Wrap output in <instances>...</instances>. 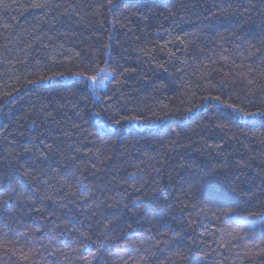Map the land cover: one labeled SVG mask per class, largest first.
Returning <instances> with one entry per match:
<instances>
[{
    "label": "trees",
    "instance_id": "trees-1",
    "mask_svg": "<svg viewBox=\"0 0 264 264\" xmlns=\"http://www.w3.org/2000/svg\"><path fill=\"white\" fill-rule=\"evenodd\" d=\"M264 0H0V264H264Z\"/></svg>",
    "mask_w": 264,
    "mask_h": 264
},
{
    "label": "snow or ice",
    "instance_id": "snow-or-ice-1",
    "mask_svg": "<svg viewBox=\"0 0 264 264\" xmlns=\"http://www.w3.org/2000/svg\"><path fill=\"white\" fill-rule=\"evenodd\" d=\"M261 115H264V113H261Z\"/></svg>",
    "mask_w": 264,
    "mask_h": 264
}]
</instances>
